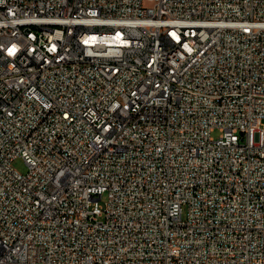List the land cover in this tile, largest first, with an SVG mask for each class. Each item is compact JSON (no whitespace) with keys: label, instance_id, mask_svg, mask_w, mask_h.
I'll return each instance as SVG.
<instances>
[{"label":"built area","instance_id":"obj_1","mask_svg":"<svg viewBox=\"0 0 264 264\" xmlns=\"http://www.w3.org/2000/svg\"><path fill=\"white\" fill-rule=\"evenodd\" d=\"M263 119L264 0H0V264H264Z\"/></svg>","mask_w":264,"mask_h":264},{"label":"rangeland","instance_id":"obj_2","mask_svg":"<svg viewBox=\"0 0 264 264\" xmlns=\"http://www.w3.org/2000/svg\"><path fill=\"white\" fill-rule=\"evenodd\" d=\"M261 124H262V127L264 128V119L261 121ZM219 134V131L218 130H214L212 132V135L214 137L218 136ZM12 167L20 172V173H24L27 169V165L26 163L24 162V160L22 159V157H16L12 160V163H11Z\"/></svg>","mask_w":264,"mask_h":264}]
</instances>
